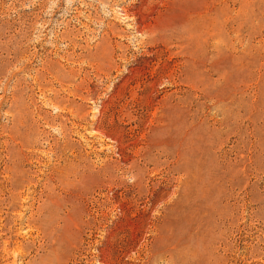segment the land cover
Segmentation results:
<instances>
[{
    "label": "rangeland",
    "instance_id": "1",
    "mask_svg": "<svg viewBox=\"0 0 264 264\" xmlns=\"http://www.w3.org/2000/svg\"><path fill=\"white\" fill-rule=\"evenodd\" d=\"M0 264H264V0H0Z\"/></svg>",
    "mask_w": 264,
    "mask_h": 264
}]
</instances>
